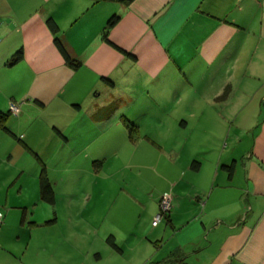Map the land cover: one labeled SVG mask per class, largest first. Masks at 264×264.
<instances>
[{"label":"crops","instance_id":"obj_1","mask_svg":"<svg viewBox=\"0 0 264 264\" xmlns=\"http://www.w3.org/2000/svg\"><path fill=\"white\" fill-rule=\"evenodd\" d=\"M0 115V165L47 203L44 166L55 195L42 217L24 206L19 257L0 212V264H264V0H0ZM79 161L92 180L61 215Z\"/></svg>","mask_w":264,"mask_h":264},{"label":"rangeland","instance_id":"obj_2","mask_svg":"<svg viewBox=\"0 0 264 264\" xmlns=\"http://www.w3.org/2000/svg\"><path fill=\"white\" fill-rule=\"evenodd\" d=\"M85 160V159H83ZM21 165V164H20ZM91 165V166H90ZM18 166H8L6 164L0 165V212L2 211L4 214L7 215V210L12 209L13 211L9 214L10 222L12 221L14 224H12V227H10L4 234L5 236V244L8 246V250L15 252L16 257H19L21 255V251L18 252V250H22L25 247V243H18L16 238L17 236L25 235L27 232L25 230L20 229V220L23 216L22 214L25 213L26 209L24 206L27 204L30 205V210H28V217L29 214L33 211H35L33 214L36 215V217H42L41 215L44 213V208L46 210L50 211V205L48 203H42L41 201H37V196L33 198L34 192H33V186L31 185L32 181L30 178H25V176L20 177L19 172L17 170ZM74 167L77 169H74V177L72 176V185L75 186V190L78 192L74 193V195L66 196L65 194H58V200L60 203L59 206V213L63 215V212L65 210V203L70 197H72L71 203H76L77 205H83L84 197L85 195L81 194L82 186H89L90 182L92 180V172L89 174L86 172L89 169H92V163L88 164L84 161H79L76 164H74ZM100 168V165H95V169L98 170ZM94 169V167H93ZM122 168H120L119 171H121ZM144 170V169H143ZM87 176L88 184L85 182V174ZM84 175V176H83ZM102 175V173H101ZM25 178V183H24ZM128 182H131L133 178L131 176H128L125 178ZM133 184H142L141 179L137 178L136 180L132 181ZM96 187V185H94ZM38 195V194H37ZM45 202V201H44ZM11 222V223H12ZM28 224V223H27ZM65 226V224H64ZM80 233H78L79 236L82 234V228L79 226L76 228ZM75 229V231H77ZM60 230H56V233H58ZM39 231L35 230L33 231V234H37ZM41 233V231L39 232ZM42 233H45L44 231ZM55 233V232H54ZM77 233H74V236H76ZM95 237V236H94ZM26 238V237H24ZM98 243L95 244V247L98 246V249L104 253L105 248H107V245L104 244L103 246L99 247V244H101V241L97 238L96 239ZM103 242V241H102ZM86 244H80V248H85ZM27 247V246H26ZM67 248V247H66ZM31 249H33L31 247ZM68 249V248H67ZM98 251V250H97ZM73 264H80L81 262V256H76L73 259ZM16 262V261H15ZM104 264H114L112 261L107 260Z\"/></svg>","mask_w":264,"mask_h":264},{"label":"trees","instance_id":"obj_3","mask_svg":"<svg viewBox=\"0 0 264 264\" xmlns=\"http://www.w3.org/2000/svg\"><path fill=\"white\" fill-rule=\"evenodd\" d=\"M120 1H126V0H120ZM119 20V16L118 15H113L111 16L107 22L105 27L103 28V32H102V37L105 38L106 40H108L107 38V32L108 30L113 27ZM46 24L49 27L50 31L52 32V34L54 35V42L59 50V52L63 55L65 61L67 63H69L72 66H76L78 64V61L75 60L67 51L63 41L61 40L60 36L58 35L59 33V27L56 24V22L51 18H47L46 20ZM22 57V51L19 50L17 51L14 56L12 57V62L11 63H15L16 61H18L20 58ZM229 91V88H225L224 92L221 94V96L219 97L220 99H223V97H225L227 95ZM127 127H128V134H129V138H133L135 135L137 136V134L139 133V130L137 128L136 125H134L133 123L129 122L127 120ZM0 129H2L3 131L8 132L11 135H14L13 132L10 130V128L8 127L6 118L3 115H0ZM192 167H198L199 166V161L193 160L191 163ZM226 167L230 172H232L233 170V166L232 165H228V166H224ZM39 196L40 199L42 201H45L49 204H54L55 202V195H54V191L50 182V179L47 175L46 169L43 166L41 168L40 174H39ZM108 242L112 245L115 246L114 241L109 237L108 238Z\"/></svg>","mask_w":264,"mask_h":264},{"label":"built area","instance_id":"obj_4","mask_svg":"<svg viewBox=\"0 0 264 264\" xmlns=\"http://www.w3.org/2000/svg\"><path fill=\"white\" fill-rule=\"evenodd\" d=\"M10 109L13 114H17L19 111L18 104L16 102L10 103ZM172 207V197L169 193H164L161 195L159 199V210L157 215L155 216V219L153 221V225H156L157 222L162 219L165 215H167ZM2 215L0 214V226L2 224Z\"/></svg>","mask_w":264,"mask_h":264}]
</instances>
